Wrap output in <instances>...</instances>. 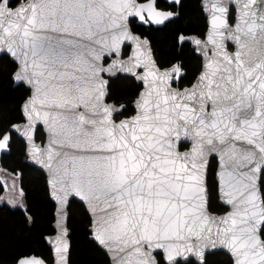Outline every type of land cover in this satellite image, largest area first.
<instances>
[{
	"label": "snow or ice",
	"instance_id": "obj_1",
	"mask_svg": "<svg viewBox=\"0 0 264 264\" xmlns=\"http://www.w3.org/2000/svg\"><path fill=\"white\" fill-rule=\"evenodd\" d=\"M154 3L27 0L13 8L0 0V53L17 64L12 78L34 90L24 105L25 131L37 121L47 126L54 195L62 206L70 195L90 204L95 239L115 264H158L157 250L167 264L190 256L207 264L217 249L227 250L233 264H264V0H234V25L224 0H212L202 47L211 45L213 55L183 90L169 82L179 65L160 73L143 59L147 40L127 61L104 66V56L119 57L125 40H139L128 30L129 17L144 20L147 12L162 23L173 15ZM140 67L145 91L135 101L137 112L117 123L113 113L120 109L103 102L108 82L101 74L135 75ZM8 140L3 135L0 149ZM186 141L191 148L180 151ZM209 152L221 161L219 198L230 208L224 215L208 210ZM57 243L65 261L68 246Z\"/></svg>",
	"mask_w": 264,
	"mask_h": 264
},
{
	"label": "trees",
	"instance_id": "obj_2",
	"mask_svg": "<svg viewBox=\"0 0 264 264\" xmlns=\"http://www.w3.org/2000/svg\"><path fill=\"white\" fill-rule=\"evenodd\" d=\"M19 0L11 3L14 6ZM201 0H182L179 16L163 27L146 28L132 22L134 31L147 35L151 40L158 63L161 66L180 61L185 69L180 87L193 82L201 70V60L196 56L189 43H179L180 34L204 35L207 19L200 5ZM165 6L163 0H159ZM234 20V10L231 12ZM128 48H125V54ZM16 64L7 55L0 56V136L9 131L10 126L23 120L21 105L29 96L30 89L23 84L15 85L12 75ZM142 88L133 76L119 75L110 79L109 100L124 104L123 112L116 117L134 114V100ZM45 134L40 127L37 140H43ZM188 145L182 144L184 149ZM26 144L12 133L10 152L0 157V168L18 177L23 197L22 205L8 203L4 196L6 182L0 176V264L15 263L20 257L37 254L53 263L52 250L45 236L54 232L55 204L49 195L46 175L38 168L26 162ZM217 160L211 158L208 174L209 208L216 213H223L227 208L219 202L218 183L215 176ZM264 196V175L261 179ZM69 227L71 229V264H109L107 254L91 239L89 226L91 218L83 204L73 200L69 207ZM159 264H166L162 254L158 253ZM180 264H198L193 259ZM207 264H233L231 257L223 252H213L207 256Z\"/></svg>",
	"mask_w": 264,
	"mask_h": 264
},
{
	"label": "water",
	"instance_id": "obj_3",
	"mask_svg": "<svg viewBox=\"0 0 264 264\" xmlns=\"http://www.w3.org/2000/svg\"><path fill=\"white\" fill-rule=\"evenodd\" d=\"M13 1H15V0H10V7H13V8L18 6L20 3H27V0H19L14 6H12L11 3ZM166 1L168 3H170V4H176L178 8H177L176 11L159 9L156 6V0H155L154 7H155V9L157 11L173 13V15L170 18L165 19L162 23H156L155 21H153L148 16L147 12H145L143 14L144 15V20H141L139 17H136V16L128 18V20H127L128 30L130 31L132 36L138 37L139 40H125L123 42V44L121 45L119 57H117L115 54H113L111 57L105 55L104 58H103V63H104L105 67H107L108 64L112 63V61H114V60L119 59V60L127 61L130 57H133V55H134V53L136 52V49H137V44L143 42L144 40H147L148 43H147V45H143V47H142V51L144 52L143 59L144 60L151 59L152 61H154L155 62V68L158 69L160 73H163L165 71H170L174 66L179 65L178 63H175V64H173L171 66L161 67L158 64V62H157V60L155 58L154 50H153V47H152L150 39L148 37H143L138 32H135L132 29V26H131V23H130L131 19L137 18V22L138 23L148 24V22L146 21V15H147L148 18H149V21H150L149 23L152 22L155 26L160 27V26H163L169 20H172L173 18L178 17L179 16V11H180L181 0H166ZM148 2H149V0H145V1L137 0L138 4H146ZM211 3H212V0H201V3H200L201 7L203 8L204 15L206 16L207 23H208V29L206 31L205 37L203 38V37H200V36L194 35V34L180 35V42L182 43L184 41H188V42L192 43V47L194 49H196V54L199 57L202 58V69H201V72L199 73L198 77L204 71V66L208 62V58L213 55V49H212L211 45H208L207 49H204L202 47V45H204L206 43L207 37H208V35H209L210 31H211V25H210L211 14L208 11V9L211 7ZM224 3L228 7V23H229V25H234L236 23V17L238 16V6L234 3V0H224ZM232 9L234 10V20L233 21H231V19H230ZM196 40H200L201 44L198 45L196 43ZM125 46H129L130 47V51H129L127 56H123L124 47ZM225 46H226V50L229 53H234L236 51V46H235L234 42L232 40H230V39H226L225 40ZM229 46H232L233 50H231L229 48ZM205 51H207V56L205 55ZM2 55L9 56L10 59L16 64V62L14 61V58H12L10 56V54L0 53V56H2ZM105 58H109V61L107 63H105ZM16 68H17V64H16ZM134 71L136 73L135 75L133 73H130V72H127V71H116L114 74H109V73H102L101 74L103 79L107 80V82H108V84H107V95L104 97V101L103 102L105 104L112 105V106H114L117 109H120L119 112L113 113V119L117 123L120 120L128 119L131 116H127V117H122L120 119H116L115 116L119 115L120 113H122L125 105L124 104H118V103H116V102H114L112 100H109L108 97H109V93H110V91H109L110 78H115L119 74L129 75V76L133 75V76H135L136 80L139 83H142V88H141V90L139 92V95L137 96V98L133 102V106H134L135 112H134V114L132 116H134L136 114V112H137V109H136V106H135V101L138 99L140 94L145 91V84H144V82L142 80H140L138 78V76L140 74H142L145 71V69L143 67H140V68H136ZM174 74H176L175 77H173ZM182 74H183V71L181 70V68H180V72L179 73H172V76L169 78V82H170L171 87L173 89L183 90V89H186V88H191L197 82L198 77L196 78L194 83L191 84L190 86H186V87L180 88V87H178L176 85H173L174 81L178 80L179 77ZM13 81H14L15 85L23 84L27 88H29L30 89V94L23 101V103L21 105V112H22V115H23V120L20 121V122H16V123L12 124L10 126L9 131H7L6 133L3 134V135L7 134L9 136V140L7 142V146L5 148H3V149H0V157L2 156L3 153H9L10 152V143H11V139H12V133L16 134L19 138H21L25 142V144H26V159H25L26 162L29 165L38 168L39 170H41L46 175L47 186H48V189H49V195H50L51 200L55 204V210H54L55 219H54V222H53L54 232L45 236L46 243L48 244V246L52 250L53 263L48 262L41 255H37V254L33 253V254H29V255H25V256L20 257L15 263H12V264H18V262L20 260H22V259H30V258H35L37 260H40V261H42V264H71L70 263V253H71L72 243H71V238H70L71 229L69 227V214H70L69 207H70V204H71V202L73 200H76L77 202H79V203L84 205L87 213L89 214V216L91 218V224L89 226V230L91 232V235H90L91 239L94 240L96 242V244L98 245V247L100 249H102L107 254V256H108V258L110 260L109 264H115V261L112 259L113 253L110 252L106 247L100 245L99 242L95 239V236H94V221L96 220V215L92 212L90 204L87 201H85L80 196L70 195L68 197L67 204L62 206L60 204L59 200L54 195L55 189L52 187V183H51L52 180H53V169H50L49 167L46 166L47 163H48V161H47V149L49 147L51 134L48 131L47 126L42 121L35 122L31 126L30 131H28V132L25 131L26 127H28V125H29V121L27 119V116H26V113H25V110H24V105L29 100V98L33 95V91L34 90L32 89V87L30 85H27L24 82L15 81L14 79H13ZM121 106H123V107H121ZM14 126H19V127L17 128V127H14ZM40 127L42 128V130H43V132L45 134V138L43 140H37V131H38V129ZM3 135L0 136V139H2ZM30 136H31V139L29 138ZM182 144H186L188 146L186 148H184V149H182L180 147V151H188L191 148V141L182 142ZM34 146L39 151H34ZM213 157H215L216 160H217V167H216V171H215V176H216V180H217V183H218V199H219V202L227 208V210L225 212H223V213L213 212L209 208L208 174H209V166H210L211 158H213ZM220 164H221V161H220L219 155L217 153H215V152H209L208 156H207L206 185H207V190H208V210L213 215H224L227 211L230 210L229 206L225 205L219 198L220 182H219L218 173L220 171ZM53 168H55V160L53 161ZM261 179H262V177H261ZM259 183H260V188H261V195L263 196L261 180H260ZM58 238H59V240L65 242L67 244V246H68L67 247V252L63 253V255L66 258L65 261L61 260V255L62 254L58 253L56 251L57 247L60 246L57 243ZM217 251H223V252H225V253H227L229 255V253L225 249H217V250H214L213 252H217ZM158 253H161V252L159 250H157V251L153 252V255L156 257V260L158 261V264H159V259L157 257ZM161 254H162L164 262L167 264V262L164 259V254L163 253H161ZM191 259H193L196 263L199 264V261L194 256H190L187 261H189ZM231 259H232V257H231ZM181 261H183V260L181 259ZM187 261H183V262H187Z\"/></svg>",
	"mask_w": 264,
	"mask_h": 264
},
{
	"label": "flooded vegetation",
	"instance_id": "obj_4",
	"mask_svg": "<svg viewBox=\"0 0 264 264\" xmlns=\"http://www.w3.org/2000/svg\"><path fill=\"white\" fill-rule=\"evenodd\" d=\"M140 1H145V0H140ZM164 1V3L166 4L165 6H161L160 4H159V0H156V6H157V8H159V9H163V10H171V11H176L177 10V5L176 4H170V3H168L166 0H163ZM182 1V0H181ZM203 9V8H202ZM180 12V11H179ZM146 15V14H145ZM206 17V16H205ZM177 18V17H176ZM173 19H175V18H173ZM172 19V20H173ZM207 19V18H206ZM146 21L148 22V24H145V23H138L137 22V18H133V19H131L130 20V23H132V22H135V24H138V25H140V26H144V27H146V28H159L158 26H155L152 22L151 23H149L150 21H149V18H148V16L146 15ZM171 20H169L168 22H170ZM167 23V22H166ZM165 23V24H166ZM164 24V25H165ZM163 25V26H164ZM131 26H132V24H131ZM163 26H160V27H163ZM133 29V28H132ZM207 29H208V23H207ZM207 31V30H206ZM206 31H205V33H204V35H198V34H194V33H192V34H194V35H198V36H200V37H205V34H206ZM136 32V31H135ZM141 34V33H140ZM142 35V34H141ZM180 35H184V34H180ZM188 35V34H187ZM143 37H148L147 35H142ZM149 38V37H148ZM151 41V40H150ZM184 42H187V43H189L190 44V46L192 47V43H190V42H188V41H184ZM184 42H182V43H184ZM179 43L180 44H182L181 42H180V36H179ZM152 44V43H151ZM153 47V46H152ZM125 48H128V52L125 54ZM229 48L231 49V50H233V47L232 46H229ZM192 49L194 50V53L196 54V49H194L193 47H192ZM154 50V49H153ZM129 51H130V47L129 46H125L124 47V53H123V56H127L128 55V53H129ZM154 54H155V51H154ZM196 56L197 57H199L197 54H196ZM155 58H156V55H155ZM200 58V60H201V69H202V58L201 57H199ZM156 60H157V58H156ZM109 61V58H105V63H107ZM158 62V61H157ZM175 63H178L179 64V66H180V68H181V70L183 71V74L179 77V79L178 80H175L174 81V83H173V85H176V86H178V87H180V82H181V79H182V77H184V75H185V69L183 68V66H182V64H181V62L180 61H176V62H174V63H172V64H170V65H167V66H171V65H173V64H175ZM159 64V63H158ZM160 65V64H159ZM161 66V65H160ZM161 67H166V66H161ZM200 72H201V70H200ZM199 72V73H200ZM199 73H198V75H199ZM119 75H122V74H119ZM118 75V76H119ZM198 75L195 77V79L193 80V82L191 83V84H193L194 83V81L196 80V78L198 77ZM127 76H129V75H127ZM133 76V75H132ZM176 76V74H174L173 75V77H175ZM133 77H135V76H133ZM110 79H112V78H110ZM138 82V81H137ZM139 83V82H138ZM191 84H189V85H186V86H190ZM141 85H142V83H141ZM186 86H184V87H186ZM180 88H183V87H180ZM123 112V111H122ZM121 114V113H120ZM119 114V115H120ZM119 115H116L115 117H117V116H119ZM133 115V114H132ZM132 115H130V116H132ZM124 117H126V116H124ZM120 118H122V117H120ZM120 118H117V119H120Z\"/></svg>",
	"mask_w": 264,
	"mask_h": 264
},
{
	"label": "rangeland",
	"instance_id": "obj_5",
	"mask_svg": "<svg viewBox=\"0 0 264 264\" xmlns=\"http://www.w3.org/2000/svg\"><path fill=\"white\" fill-rule=\"evenodd\" d=\"M0 176L6 182L5 200L12 205H22L23 197L19 187L18 177L4 172L1 168Z\"/></svg>",
	"mask_w": 264,
	"mask_h": 264
}]
</instances>
